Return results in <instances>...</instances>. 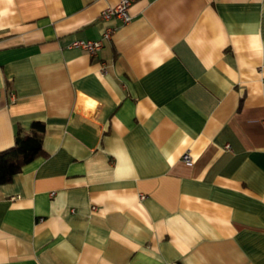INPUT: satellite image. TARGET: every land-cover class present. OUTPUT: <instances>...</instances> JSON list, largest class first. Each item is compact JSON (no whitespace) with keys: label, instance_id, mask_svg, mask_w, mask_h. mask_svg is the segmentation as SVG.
<instances>
[{"label":"crops","instance_id":"1","mask_svg":"<svg viewBox=\"0 0 264 264\" xmlns=\"http://www.w3.org/2000/svg\"><path fill=\"white\" fill-rule=\"evenodd\" d=\"M116 2L0 0V264H264V0Z\"/></svg>","mask_w":264,"mask_h":264},{"label":"trees","instance_id":"2","mask_svg":"<svg viewBox=\"0 0 264 264\" xmlns=\"http://www.w3.org/2000/svg\"><path fill=\"white\" fill-rule=\"evenodd\" d=\"M43 136L44 124L38 121L31 123L27 134L16 130L14 145L0 152V185L10 182L26 164L44 155Z\"/></svg>","mask_w":264,"mask_h":264},{"label":"built area","instance_id":"3","mask_svg":"<svg viewBox=\"0 0 264 264\" xmlns=\"http://www.w3.org/2000/svg\"><path fill=\"white\" fill-rule=\"evenodd\" d=\"M135 1L136 0H117L116 4L107 6L105 9L102 10L100 18H102L105 21H111L115 19L118 20L121 24H127L132 19L129 13V9ZM115 30H116L115 26L109 25L104 29L99 39L74 40L71 43V46L82 49L85 52H87L90 56L95 57L102 48L104 42L111 39ZM101 70L102 72H105L103 66ZM182 160L187 164L191 163V157L188 152L182 155ZM172 264H177V263H172Z\"/></svg>","mask_w":264,"mask_h":264}]
</instances>
